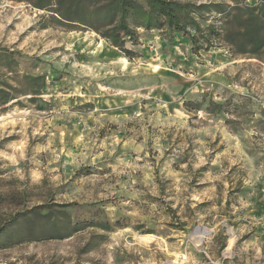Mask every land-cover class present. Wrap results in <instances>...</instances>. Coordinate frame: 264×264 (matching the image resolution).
<instances>
[{
  "label": "rangeland",
  "instance_id": "obj_1",
  "mask_svg": "<svg viewBox=\"0 0 264 264\" xmlns=\"http://www.w3.org/2000/svg\"><path fill=\"white\" fill-rule=\"evenodd\" d=\"M35 3L0 0V264H264V65Z\"/></svg>",
  "mask_w": 264,
  "mask_h": 264
},
{
  "label": "trees",
  "instance_id": "obj_2",
  "mask_svg": "<svg viewBox=\"0 0 264 264\" xmlns=\"http://www.w3.org/2000/svg\"><path fill=\"white\" fill-rule=\"evenodd\" d=\"M35 1L38 9L53 13L57 22L91 28L121 50L126 37H135L134 27L185 34L191 29L190 40L195 45L204 40L209 46L221 45L264 65V0L256 5L246 0L201 5L176 0ZM205 15L217 21L201 23Z\"/></svg>",
  "mask_w": 264,
  "mask_h": 264
},
{
  "label": "bare ground",
  "instance_id": "obj_3",
  "mask_svg": "<svg viewBox=\"0 0 264 264\" xmlns=\"http://www.w3.org/2000/svg\"><path fill=\"white\" fill-rule=\"evenodd\" d=\"M125 61V60H124Z\"/></svg>",
  "mask_w": 264,
  "mask_h": 264
}]
</instances>
